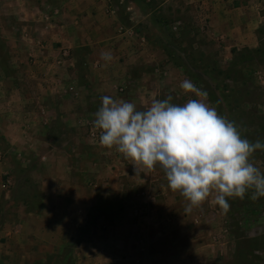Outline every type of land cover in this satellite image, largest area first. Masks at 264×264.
I'll return each instance as SVG.
<instances>
[{"label": "rangeland", "instance_id": "1", "mask_svg": "<svg viewBox=\"0 0 264 264\" xmlns=\"http://www.w3.org/2000/svg\"><path fill=\"white\" fill-rule=\"evenodd\" d=\"M96 1L104 2L108 12L115 9L123 27V30L118 27L119 34L129 26V30L145 39V52L140 49L129 60L131 68L124 71L119 67V73L107 80L100 79L94 65L86 62V50L58 48L61 43L53 37L60 36L58 24L54 23H63L61 0H0V71L6 72L8 85L22 86L28 103L35 92H50V108L64 103L68 108L62 112L64 124L50 128L42 137L54 138L66 151L82 152L87 172H92V166L101 170L99 177L93 176L84 184L96 186L93 199H97L91 201L96 203L79 229L82 233L87 230L111 233L112 238L97 243L91 251L100 252L102 257L112 251L116 257L126 258V215L132 219L143 216L148 231L145 243L138 245L143 248L140 252L148 247L159 255L162 252L161 262L264 264V197L252 200L253 190H248L242 200L226 198L230 209L225 214L219 205L212 203L213 192L202 205L186 213L188 201L179 191L173 192L168 187L159 164L152 170L137 166L140 170L137 175L131 159L118 152L116 146L100 145V131L94 127L102 96L132 102L137 110H146L154 99L164 100L169 95L173 97L171 103L183 105L189 99H198L180 87L187 79L208 93L205 102L233 122L242 138L264 143V0H243L246 7L240 8V12L247 20L242 21L234 14V26L229 27V30L234 27L232 31L225 30L222 18L215 23L214 15L204 16L186 0ZM131 11L139 15L133 24L128 19ZM152 19L154 24L150 22ZM45 44L51 50L49 59L57 60V64L43 68L38 58L44 55L37 50L44 51ZM47 68L50 77H41ZM6 103L10 106L14 100L8 98ZM50 113L51 117L55 115L52 110ZM5 122L12 123L9 119ZM35 130L37 134L38 129ZM20 138L24 142L29 140L23 135ZM40 139L34 137L35 142ZM22 147L18 145L16 149L20 153L16 160L20 167L26 161ZM45 147L41 145L35 150ZM3 149V153L11 151L5 139ZM250 162L264 174V150L254 151ZM1 175L0 264H28L33 248L30 239L13 236L8 231L22 225L19 222L15 226L20 209L22 213L27 207L38 208L41 192L35 188L33 178L19 176L18 171ZM83 197L86 203L91 200L86 193ZM85 205L81 207L84 213ZM81 240L89 241L73 236L66 241L68 245L45 255V263L38 264H83L79 263L80 249L76 248Z\"/></svg>", "mask_w": 264, "mask_h": 264}, {"label": "crops", "instance_id": "2", "mask_svg": "<svg viewBox=\"0 0 264 264\" xmlns=\"http://www.w3.org/2000/svg\"><path fill=\"white\" fill-rule=\"evenodd\" d=\"M186 2H190L193 8L203 13L204 16L214 15L213 20L215 23H219V18H222L225 30H229V27L234 26V14L242 21L247 20L241 16L240 12V8L245 9L246 7L243 0H186ZM234 3H236V8ZM239 4H241L240 7H237ZM104 5V2H97L96 0H61L59 11L60 20L63 23H54L58 24L57 30H59L60 36L53 38L61 43L58 48L76 47L86 50V53H84L86 62L94 65L96 71L100 73V79L107 80L117 75L120 68L122 70L126 69V71L131 68L128 65L130 63L129 60L140 49L142 50L141 53L145 52V43H143L145 39L136 33L119 34L118 27L121 24L119 19H117L116 12L112 13V9L108 12L105 10ZM130 8L128 7V9ZM148 13L151 14L152 12ZM138 16V13L131 11L128 19L133 24L134 21H138ZM150 22L152 24L155 23L153 19ZM126 28L129 29L130 27L126 26ZM233 28H230L231 30L229 31H232ZM213 29H216L215 25ZM43 47H46L44 51L37 50L44 55L42 58H38V61L43 64V68L45 65L57 64V60H50L48 57L51 53L48 48L49 45L45 44ZM105 52L111 53L112 59L110 61L101 59V53ZM119 57H122L124 61H121ZM4 74L6 75V72L0 71V136L5 137L4 139L10 143L11 151L7 150L3 153L4 139L0 138V177L2 173L17 174L18 171L19 176L33 178L35 180V188L41 192L38 198V208L30 210L27 207L22 213V209H20V214H18L20 219L15 226H18L19 222L22 225L8 231V234L11 233L13 236H23L22 238L26 236L30 239L34 249L32 248V255L27 263L38 264L40 261L45 263L43 262L45 255L56 253L59 247L69 244L66 242L67 240H71L73 236L78 235L81 239H89V241L81 240L76 247L80 249L78 253L80 257L79 263L172 264L161 262L162 252L159 255L154 249L149 250L148 248L150 247L140 252L143 248L138 245L145 243L146 231H148L144 224L146 220H142L143 216L132 219L126 215V258L116 257V252L112 251L103 257L100 252L91 251L97 243L112 238L111 233L92 232L89 230L82 233L79 229L84 223V216L96 203V201H91L97 199H93L94 195H96V186L89 184L84 186V184L92 179L93 176L99 177L101 170L97 166H92V172H87L84 169L82 157L84 154H81L82 152L76 149L71 152L66 151L54 138L42 137L44 133H49L48 130L50 128L58 126V124H64L62 112L68 110L64 103L54 104L55 106L50 108V98L48 97L50 92H44V94L35 92L33 93L34 99L28 103V100L23 97L26 92L24 88L13 84L8 85V77H5ZM37 75L38 73L33 75V77ZM41 75L43 78L50 77L48 76V68ZM128 75L126 74V77ZM42 90L49 91L47 89ZM28 93L27 95L30 99L31 92L28 91ZM8 98L14 100V103L10 106L6 103ZM70 108L76 112L78 111L75 106ZM82 108L79 110L81 111ZM51 110L55 112L53 117L50 115ZM8 119L12 123H6L5 120ZM35 129H38L37 134H35ZM13 130L17 134L14 135ZM22 135L29 140L24 142L20 138ZM34 137L42 139L35 142ZM21 142L27 145H23ZM50 144L52 145L50 146ZM18 145L23 146L24 159L27 161L22 162L20 164L22 165L21 167L18 165L19 162H16L20 157V153L16 150ZM41 145L46 147L36 151L35 148L37 149ZM36 160L38 161L36 162L37 165H33ZM88 170L90 171V168ZM85 193L91 199L87 203L83 201ZM83 205L86 207L85 213L81 209V207H84ZM29 224H32V228L26 229ZM94 226L96 225H92V227ZM61 227L63 229H60ZM11 228H13V225ZM55 240L59 241L56 242ZM37 246L42 248H37ZM83 255L88 256L83 258Z\"/></svg>", "mask_w": 264, "mask_h": 264}, {"label": "clouds", "instance_id": "3", "mask_svg": "<svg viewBox=\"0 0 264 264\" xmlns=\"http://www.w3.org/2000/svg\"><path fill=\"white\" fill-rule=\"evenodd\" d=\"M101 59L110 61L112 55L101 53ZM180 87L198 99L177 105L169 95L154 99L146 110H137L132 102L102 96L94 120L100 145L116 146L131 159L137 175V166L152 170L159 164L168 187L188 201L186 213L213 192L212 203L225 214L230 209L226 198L242 200L248 190H253L252 200L264 197V174L250 162L254 151L264 150V143L242 138L233 122L205 102L208 93L190 80Z\"/></svg>", "mask_w": 264, "mask_h": 264}, {"label": "built area", "instance_id": "4", "mask_svg": "<svg viewBox=\"0 0 264 264\" xmlns=\"http://www.w3.org/2000/svg\"><path fill=\"white\" fill-rule=\"evenodd\" d=\"M115 11V9L113 8L112 10H111V12L113 13ZM120 30H123V27L121 26L120 27ZM133 34V32L131 31V30H129V29H126V30H124V32H123V34Z\"/></svg>", "mask_w": 264, "mask_h": 264}]
</instances>
